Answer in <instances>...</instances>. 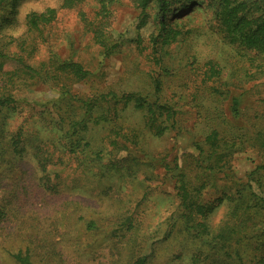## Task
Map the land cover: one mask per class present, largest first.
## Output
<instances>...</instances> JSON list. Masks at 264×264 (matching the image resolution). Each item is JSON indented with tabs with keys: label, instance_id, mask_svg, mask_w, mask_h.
<instances>
[{
	"label": "rangeland",
	"instance_id": "obj_1",
	"mask_svg": "<svg viewBox=\"0 0 264 264\" xmlns=\"http://www.w3.org/2000/svg\"><path fill=\"white\" fill-rule=\"evenodd\" d=\"M174 4L181 9L166 23L179 33L153 45L159 4L141 16L133 0L112 1L107 40L118 46L111 53L93 37L98 0L0 5V52L35 70L0 59V96L17 100L14 110H0V138L24 127L28 147L19 158L0 146V264H21L15 255L28 250L34 264H131L141 256L147 264H256L264 257V168L256 170L264 166V54L218 31L214 1ZM59 60L91 75L68 77ZM132 92L173 105L176 125L165 121L158 134L147 106L116 100L85 116L82 99ZM104 114L109 119L99 121ZM214 130L224 169L207 142ZM76 144L83 153L71 151ZM40 158L48 159L45 170ZM202 204L216 208L204 216L196 209ZM223 232L227 242L217 237Z\"/></svg>",
	"mask_w": 264,
	"mask_h": 264
},
{
	"label": "trees",
	"instance_id": "obj_2",
	"mask_svg": "<svg viewBox=\"0 0 264 264\" xmlns=\"http://www.w3.org/2000/svg\"><path fill=\"white\" fill-rule=\"evenodd\" d=\"M114 0H98L100 3V9L98 11V15L100 16V19L94 24L92 27L93 37L95 39V42L100 45L106 53H111L117 46L118 43L110 46L109 41L107 40V31H108V20L111 16V10H110V4ZM157 2L159 4V15H160V30L159 33L155 35V38H153L154 44L153 45H159L164 44L167 45L168 43L172 42L173 39L176 37V35L179 33L178 30H174V28L170 27L166 23L167 15L171 14L172 11H174L172 14L175 15L178 13L181 9L180 8H174L178 7L175 6V2L177 0H133L137 8L141 9V16L145 15L147 7L152 2ZM184 1L187 3H195L196 0H179ZM214 1L217 7V23H218V31L226 37V39L230 40L232 43L238 44V46L243 47L244 49H248L251 51H255L259 54H264V0H212ZM5 2V0H0V5H2ZM211 3V0H210ZM214 5V4H212ZM174 8V9H173ZM171 14V15H172ZM40 20L39 16H32L30 23L33 26L38 25V21ZM0 59H5L6 61H14L16 65L26 69L29 72H35L34 68L27 65L23 58L21 57H10L9 55L0 52ZM5 60H2L4 62V65L6 63ZM59 64L57 65V70L62 71L68 77H74L75 79H85L88 78L91 75V72L85 67L75 61L67 60V61H58ZM0 70L3 67V63H0ZM63 77L60 75V78ZM66 77V76H65ZM161 90V82L159 79L155 82V91L160 92ZM102 95L100 97H91V98H85L82 99V104L85 107V116L88 117V115L91 113L93 108L97 106V104L101 101L108 102L112 100H116V103L119 102H133L137 108H144L148 107L150 116L152 117V127L156 128V131L158 134H162L167 128V124H165V121H169L171 126L176 125V118L175 115L177 112L174 109V106L165 102L160 103L159 98L155 100L152 103L147 102V98L138 94V93H126L122 94L121 96L118 94H109ZM17 100L13 97L12 94H4L0 96V110L3 108L14 110L16 108ZM239 104L240 100L239 98L235 97L233 99V115L238 116L240 114L239 110ZM161 117H163V120H161ZM99 121H106L109 119L108 114H104L101 117H99ZM157 122V126H156ZM168 122V123H169ZM76 124H80V122L73 123V127L75 128ZM220 133L217 130H214L211 132L207 137V142L210 144L212 155H216L219 157L218 159H221L225 166L221 169H224L227 167L228 160L225 158V153L222 152V147L220 145V139H219ZM0 146L4 144L9 145V149L12 150V152L19 156V158H22L24 156V153L28 151V147L26 144V131L24 127H21L17 132L11 133L10 138H0ZM5 142H3V141ZM81 146V145H80ZM79 146V147H80ZM71 151L80 152L83 153L84 151L82 149L78 148V145L72 146ZM39 159V166L43 170L46 169V166L48 165V159L45 158ZM213 160V157H211ZM216 167V166H215ZM261 168H264V166H257L256 170H259ZM255 170V171H256ZM254 173V172H253ZM47 183V182H46ZM183 200L187 201L188 193L186 192V189L184 186L181 187ZM255 195V193H252ZM185 195V196H184ZM264 201V198L262 199ZM222 202V200H221ZM216 208L215 204H202L196 206L197 213H201L202 215H206L210 212H212ZM0 214L2 212L0 211ZM90 227H94V223L91 222L89 224ZM229 233L223 232L220 233L217 237L225 240L229 239ZM15 258L21 263V264H34L30 251L28 250L27 253L24 255L22 253H18L15 255ZM148 258L147 256H141L138 257L135 261H133L131 264H147ZM255 263L264 264V257H261L260 259L256 260Z\"/></svg>",
	"mask_w": 264,
	"mask_h": 264
}]
</instances>
